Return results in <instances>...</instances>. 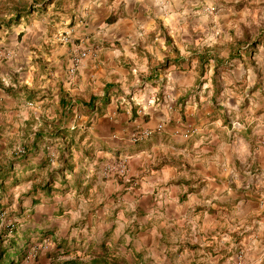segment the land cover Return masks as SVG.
Masks as SVG:
<instances>
[{
	"label": "crops",
	"instance_id": "1",
	"mask_svg": "<svg viewBox=\"0 0 264 264\" xmlns=\"http://www.w3.org/2000/svg\"><path fill=\"white\" fill-rule=\"evenodd\" d=\"M83 2L77 1L82 10ZM243 2L253 9L255 20L264 16V0H195L188 4L194 6L188 14L181 11L180 0H87L85 25L73 22L70 30L63 29L70 37L67 43H52L41 51V63L48 69L47 81L67 89L59 95V106L67 99L66 94L71 98L69 113L63 108L64 112L51 123L53 128H61L60 119L68 114L70 124H75L70 129L80 133L86 147L114 155L138 151L143 154L130 165L131 174L140 175V184L134 191L124 188L127 191L123 199L135 198L139 210L159 208V224L137 225L140 232L155 229L157 243L164 229L178 225L179 217L189 207L218 212L216 217L220 220L214 219V227L219 229L229 226L224 216L229 218L231 213L229 223L235 227L230 230L232 241L245 232L244 223L264 215V202L243 190L246 186L264 189V31L259 26L250 35L244 33L245 40L253 44L241 46L240 57L234 58L237 41L228 27L230 23L206 10L213 6L239 8ZM33 13L40 15L36 8L20 20ZM180 20H189L186 36L182 41L174 38L172 46L170 41L178 37ZM19 25L20 22L2 27L0 32ZM218 37L229 38L226 55L218 53ZM27 48L29 68L33 69L36 60L31 61V54L35 49L29 45ZM74 51H85L86 56L68 82L66 69ZM206 54L214 58L201 67L202 55ZM163 59L167 67L155 69ZM217 64L225 68L218 67L214 74ZM1 70L2 66V76ZM31 74L21 72L11 84H19L20 92H27L26 98L33 94ZM197 85L201 88L191 93ZM13 94V103L18 107L22 98ZM3 108L0 102V115ZM159 123L163 129L142 143L122 140L136 128H154ZM1 125L0 117V128ZM187 125L197 128V132L184 139L176 132L181 133ZM21 126L15 128L19 136V132L26 133L28 129ZM29 136L33 140L37 134L28 133L26 139ZM43 136L38 137L37 143L45 142ZM71 163L73 168L74 161ZM20 164L30 166L25 161L16 165ZM38 165L29 168L37 169ZM75 170L76 167L71 169ZM12 171L21 175V181L24 169L17 171L12 166ZM59 188H63L61 182ZM171 211L175 212L172 217L168 214ZM113 224L100 237L106 232L111 235ZM125 236L121 234L119 241L124 243ZM214 237L220 251L214 257L221 261L215 264H224L227 244L222 242L226 239L219 232Z\"/></svg>",
	"mask_w": 264,
	"mask_h": 264
},
{
	"label": "rangeland",
	"instance_id": "2",
	"mask_svg": "<svg viewBox=\"0 0 264 264\" xmlns=\"http://www.w3.org/2000/svg\"><path fill=\"white\" fill-rule=\"evenodd\" d=\"M27 1L30 3V0ZM77 1L54 0L47 6L44 13L40 15L33 13L20 20L19 26L2 29L0 32V66L3 68L2 76L0 75V102L4 104L0 115L2 121L0 167H4V172L8 171L9 175L11 170L8 169L12 166L17 171L24 169L21 181L9 187L0 202L2 205L0 232L7 230L13 224L23 230L36 227L54 229L52 234L45 237L36 236L37 233L33 231L31 234H25L21 259L19 263L15 264H58L68 259L86 263L90 260L87 243L91 239L100 240L103 231L109 229L111 222L114 223V226L107 245L114 246L116 239H120L121 234H125L124 243L120 240L121 242L115 247L114 253L117 255V251L119 253L126 252L124 258L128 264H215L221 262L219 258L216 260L214 257L215 254L220 253L219 246L215 244L214 234L216 232L226 239V242H222L227 244L224 255L227 260H223L224 264H264V215L258 216L252 223H244L245 232L238 235L240 238L236 241H232L229 238L230 230L233 231L235 227L229 223V218L232 217L231 213H228L229 218L224 216L226 224L229 226L219 229L214 227V219L220 220L219 217L218 219L216 217L218 212L194 210L195 207H189L179 217L178 225L174 228L168 226L164 229L165 233L157 243L155 229L153 230L151 227V230L142 231V233L137 225L142 222L143 226L152 222L159 224L160 216L158 214L160 212L156 211L159 208L139 210V207L135 206V198L123 199V194L127 191L124 188L134 191L140 184V175L131 174L130 165L143 154L138 151L137 153L126 152L114 155V153L105 150L97 152L86 147L87 144H83L80 133L75 129H70L75 124H70V117H66L68 114H65L63 120L60 119L61 128L58 126L53 128L51 123L60 112H64L63 107L59 106V95L64 94L67 89L60 87L57 82L47 81L45 74L48 73V69L41 63L43 62L41 51L52 43L61 46L67 43L61 41V37L66 34L63 29L70 30L73 22L85 25L88 19L87 7L89 4H86L87 0H84V10H82ZM14 2L16 0L9 4L12 5ZM194 2L195 0H180L181 11H187L185 13L188 14V9L194 7L188 4ZM206 10L211 12L209 13L211 16H220L221 21L230 23L228 27H231L232 33L235 34L232 37L236 38L235 46L237 48L245 46L248 42L245 40L244 33L250 35L251 32H256L259 26L264 28V16L255 20L253 9L244 5V2L243 6L239 8L213 6ZM213 21L215 22V20ZM179 22L180 30L177 31L179 34L178 37L171 38L172 46H174V38L182 41L183 35L186 36L184 32L187 30L185 28H187L189 20H180ZM218 40L221 41L218 53L226 55V41L229 38L218 37ZM28 45L35 49V53L31 54V61L36 60L33 69L29 68ZM164 62L165 59L161 63ZM231 70L233 71V69ZM28 71L32 72L33 82L30 91L33 94L32 97L26 98L27 92L21 93L19 84H16V87L11 84L15 75L21 72L26 74ZM74 75L69 77L67 74L66 80L72 81ZM47 76L49 77V75ZM10 88L15 92L8 91ZM199 88L201 85L192 87L191 93L198 91ZM13 93H16L18 98H22L18 107L13 103L15 101ZM66 97L65 102L71 103V98H68L67 94ZM51 99H53L52 102H50ZM167 99L168 97H166ZM183 103L185 104V101ZM88 122L89 119L85 124ZM22 124L26 125L28 129L26 133L19 132V136L16 134L15 128L20 129ZM188 127L189 125L185 126L183 131ZM55 129H57V133L54 134ZM134 130L122 137L123 142L142 143L160 132H152L146 139L133 143L130 140V134ZM39 132L42 134L38 135ZM28 133L32 136L36 133L41 139H43V135L44 139L47 140L49 137L50 139L45 140L43 144H38V150L32 151L30 149L32 137L29 136L26 139ZM176 133L184 138L181 133ZM21 147L26 150V153L18 155V149ZM68 152L71 154L70 162L74 161L72 170L75 167L76 170L65 171L63 177H61V172H57L56 177L59 180L51 182V188L46 192L33 191L31 188L33 183L43 182L44 179H47L48 172H56L62 167L63 159L68 155ZM22 160L26 162V165L32 167L42 162L47 163L37 169L21 164L16 165L17 161ZM26 177H33V179L27 180ZM61 180L63 181L61 182ZM60 182L62 190L59 188ZM117 186L119 188H116ZM243 190L253 194L259 202H264V189H251L250 186H246ZM161 198L157 197V200H161ZM128 205H131V208ZM168 214L172 217L175 212L171 211ZM146 220L147 222H145ZM213 229L215 233H213ZM0 237L4 241V234H1ZM129 237V248H127L126 242ZM63 241L70 242V247L75 245L77 248L65 249L62 245L65 244ZM83 242L84 244H82ZM145 243L148 246H145ZM94 251L99 252L96 248ZM136 253L140 255V263L135 261Z\"/></svg>",
	"mask_w": 264,
	"mask_h": 264
},
{
	"label": "trees",
	"instance_id": "3",
	"mask_svg": "<svg viewBox=\"0 0 264 264\" xmlns=\"http://www.w3.org/2000/svg\"><path fill=\"white\" fill-rule=\"evenodd\" d=\"M53 1L54 0H33L32 2L29 3L27 0H16V2H14L11 5L9 3L13 2V0H0V14L1 15L5 14V16L0 17V29L2 27H12L14 25H17L20 22V19L22 17L31 13L36 8L40 14L44 13L46 11L47 6L51 4ZM263 31H264V28H263ZM166 39L168 40V37ZM252 44H253L252 42L250 43L247 42L246 45L250 46ZM239 49L240 48H237L234 58L240 57ZM202 56H203L204 62L202 61L203 63L201 64V67L203 66V64L209 62L210 59L214 58L212 54L210 55L206 54L205 56L204 55ZM166 67H167V61H165L164 63H160L159 66L155 67V69L157 68L162 69ZM218 67H222L223 69L225 68L218 64L215 65L214 74L218 70ZM213 85L214 86L217 85L215 80H213ZM60 104H61V107L66 109V111L69 110L70 105H71V103L69 102L67 103L60 102ZM55 133H57L56 129L54 130V134ZM40 134L42 133L39 132L38 135ZM38 137L39 136H36L30 143V146H31L30 149H32V151L38 150L39 148L38 144L39 145L41 144V140L38 143L36 141ZM48 139H50V137ZM25 153H26V150L24 154ZM70 160H71V156H70V153L68 152V155H66L63 159L62 167H60L56 172H53V171L48 172L47 179H44L43 182L40 181L39 183H33L32 185L33 191L36 192L38 190H41V191L46 192L50 190L51 182L57 180V177H56L57 172H61V177H63L65 171H70L72 169ZM17 162H23V161H17ZM46 163L47 162H42L36 167L42 168ZM3 168L4 167L2 168L0 167V202H2L3 200L4 192L9 187H11L13 184L18 183L20 181V176H21V175L17 176L14 171H12V173H10L9 175L8 171L3 172ZM62 181L63 180H61V182ZM1 208H2V205L0 204V213H1ZM40 228L41 227H36L35 229L23 230V229H18L17 226L13 224L7 230L2 231V233L0 232V236L1 234H4L5 236L4 241L0 237V264H15V263L20 262L21 254H22L21 252L24 247L23 245L25 243V234H31V232L33 231L37 233L36 236L45 237L49 234H52L54 230L52 228H49V229H45V228L40 229ZM109 238H110V233L106 232L100 240L91 239L87 243V247L89 248V252H90V260L87 261L86 263L78 262L73 259H68V260L61 261L58 264H128V262L124 258L126 252L119 253V251H117V255L114 253L116 249L115 247L118 246L119 242L121 241H119V239H116V241L114 242V246L111 245L112 247H109L107 245ZM82 244H84V242ZM62 245H63V248L65 249L77 248V246L75 245H72L73 247L72 246L70 247V242H65V244L63 243ZM126 246L127 248H129L128 244ZM95 248L98 249L99 252L94 251ZM134 256L136 258L135 261L140 263L139 253H136Z\"/></svg>",
	"mask_w": 264,
	"mask_h": 264
},
{
	"label": "built area",
	"instance_id": "4",
	"mask_svg": "<svg viewBox=\"0 0 264 264\" xmlns=\"http://www.w3.org/2000/svg\"><path fill=\"white\" fill-rule=\"evenodd\" d=\"M69 40H70V37L68 34H64L61 37L62 42H68ZM85 56H86L85 51H74L70 54L68 67H67V74L69 77L73 76L75 74V72L77 71V69L80 65L81 60ZM162 129H163V124H160V123L152 129H150V128L136 129L130 134V140L133 143H138V142L146 139L147 137H149L152 132L161 131ZM196 132H197V129L195 127L189 126L188 128H186L181 133V135L184 138H186V137L191 136L192 134H194ZM24 152H25L24 148L21 147L20 149H18L17 154L22 155V154H24Z\"/></svg>",
	"mask_w": 264,
	"mask_h": 264
}]
</instances>
